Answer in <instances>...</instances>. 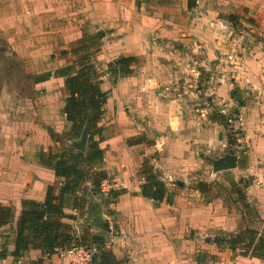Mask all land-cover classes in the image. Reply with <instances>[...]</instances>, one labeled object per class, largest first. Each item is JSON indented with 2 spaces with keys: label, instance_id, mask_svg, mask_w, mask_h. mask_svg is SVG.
<instances>
[{
  "label": "crops",
  "instance_id": "obj_1",
  "mask_svg": "<svg viewBox=\"0 0 264 264\" xmlns=\"http://www.w3.org/2000/svg\"><path fill=\"white\" fill-rule=\"evenodd\" d=\"M32 1L29 8L40 14L36 33L31 37L26 34L22 44L12 43V48L18 54L32 56L30 63L38 75L35 79L51 75L46 81L35 82L36 89L44 91L40 98L58 92L61 100L53 104L51 115L42 100L23 108L25 113L12 126L7 116L0 120L4 126L0 134V205L12 207L14 212V222L0 228V251L8 240L7 255L0 264H38L41 259L42 264H69L57 254L45 257L35 249L18 258L11 256L21 202H43L47 188L58 187L63 181L38 161V153L51 146L44 127L60 133L67 125L62 114L64 79L55 71L65 67L68 58L50 56L61 51V39L65 43L81 39L80 25L84 23L79 19L78 0ZM59 9L74 14L72 20L80 24L71 30L53 29ZM190 9L196 13L192 30L197 38L173 41L185 45L194 42L203 55L200 67L208 64L214 70L200 79V89L171 86L184 77H180L183 70L193 68L195 62L189 52L177 51L171 45L168 54L158 55L157 51L164 52L169 43H153L135 26L120 28L115 34L109 31L108 37L115 38L107 41V47L115 42L119 48L108 55L104 49L107 63L132 56L142 64L132 76L119 79L114 86L105 79L102 83L108 96L98 123L102 129L99 147L103 151L98 169L107 175L102 184L104 202L99 201L104 209L101 215L107 229L106 246L121 264H264L242 254V246L231 249L218 244V240L246 228L258 231L259 237L264 228V188L260 186L264 180V0H196ZM221 15L224 20L219 19ZM229 16L234 18L231 23ZM219 20L232 26L227 40L217 38ZM220 50L229 52L228 60L220 58ZM222 62L227 64L223 67ZM233 91L244 101L238 109L242 136L238 146L233 147L237 150L236 168L214 173V162L229 154L222 126L210 118L203 97H210L209 101L228 116L235 107ZM144 162L154 168L167 194H171L172 203L166 199L158 203L139 195L145 182ZM228 173L234 183L246 182V200L260 222L244 216L236 196L224 190L226 185L213 186ZM199 183L207 185L203 192L198 190ZM85 187L91 188L89 183ZM113 193L118 195L114 197ZM67 213L75 215L76 220L62 222L74 228L87 215L86 209Z\"/></svg>",
  "mask_w": 264,
  "mask_h": 264
},
{
  "label": "trees",
  "instance_id": "obj_2",
  "mask_svg": "<svg viewBox=\"0 0 264 264\" xmlns=\"http://www.w3.org/2000/svg\"><path fill=\"white\" fill-rule=\"evenodd\" d=\"M191 1H188L189 9L193 6ZM228 19L230 23L234 20L232 16ZM82 38L75 41L69 50L60 52L62 57L70 56L72 64L55 71V75L64 79L66 95L62 114L70 128L64 134L55 133L50 129H47V133L55 142L78 141L86 123H89L86 150L82 152L76 150L73 145L69 147L64 145L60 152L38 153L39 163L51 168L54 175L63 181L58 187L47 188L43 202L31 200L21 202V211L14 229V250L11 253L14 258L22 256L29 249L40 250L43 256H51L68 248L74 239V227L62 221L66 219L73 222L76 217L66 214V210L78 213L86 209L85 222L89 221V225L100 230L101 233L106 229L99 215V209L100 202H104L101 184L107 179V175L98 169L103 159V151L99 147L102 129L98 123L102 118L108 96V92L102 90V75L96 65V57L101 51L102 37L97 33L88 39ZM138 65L139 59L132 56L119 57L108 62L106 74L111 79L112 86L116 85L119 79L132 76ZM50 76L49 73L44 74L35 82L46 81ZM231 95L237 106L232 114L238 117V109L244 105V101L240 94L234 91ZM210 118L230 132L231 118L220 112L211 114ZM236 133L242 136V132ZM240 137L235 138L230 133L224 137L227 144L226 153L236 154L237 150H233V147L238 146ZM142 174L145 182L140 186L141 197L158 203L166 199L169 204L172 203L171 194H167L164 183L148 162H144ZM86 183L91 186L89 190L85 187ZM197 186L198 190L203 192L207 185L199 183ZM244 187H247L246 182L240 180L238 183H233L231 192L236 196V202L239 203L244 216L254 222H260L257 212L246 200ZM117 195L118 193H113L114 197ZM94 198L96 199L93 200ZM94 214L97 218L93 221ZM13 222L12 207L0 205V228ZM101 235L90 234L91 238L87 240L80 231V243L87 248L96 249L91 264H121L107 248L104 235ZM218 244H226L231 249L242 246V254L264 261V228L259 237L258 231L246 228L237 235L218 240ZM6 255L5 250H1L0 260ZM37 263L40 264V261Z\"/></svg>",
  "mask_w": 264,
  "mask_h": 264
},
{
  "label": "rangeland",
  "instance_id": "obj_3",
  "mask_svg": "<svg viewBox=\"0 0 264 264\" xmlns=\"http://www.w3.org/2000/svg\"><path fill=\"white\" fill-rule=\"evenodd\" d=\"M36 1V0H34ZM107 1V2H106ZM104 5V0H78L77 10L79 11V19L84 21L81 26L80 31L82 32V39H88L90 36L99 33L101 35V51L96 57V65L97 69L102 75V81L109 82L111 84V79L106 76V64L108 61V57L104 56V49L109 54H114L117 52L119 47H116L115 42L110 43V47H107V41L111 38H115V35L108 37L110 33L115 34L120 28H128L129 26H135L136 28L142 30L143 36L145 39L152 41L153 43L159 44L161 42H168L167 50L164 52H158V55L168 54L171 45L174 46V49L177 51L183 50L189 52L190 56L194 60L195 64L193 68L188 69L180 75L182 77L178 80L174 81V87H185L186 85L193 86L192 88H202L200 84V79L206 78V76H210L213 73V69L206 64V66L201 65V61H203V55L197 50L195 43L190 42V44L185 45V43H181L179 41H173L174 38L178 40L184 39H193L195 40L197 36L195 35L192 29L193 19L196 17V13L194 10L189 9L188 1L189 0H106ZM195 1L192 0L191 3L193 7L195 6ZM33 2L32 0H0V120L3 119V116H7L9 118V122L12 121L10 126L13 125V122L18 121L21 115L25 112L22 111L23 108L29 106L30 104L39 103L43 99L40 98L42 90L36 89L35 78L36 71L34 70V66L30 63L32 61V56L27 53L18 54L13 48L12 43L22 44L23 39L28 34L30 37L32 34L36 33L37 22L39 13L36 12L35 9L29 8V3ZM115 4H119L117 7ZM85 9V10H83ZM57 13V12H55ZM74 14L68 12V10H58V15L55 14L53 21L54 22L52 28L64 30L65 27L68 30L73 28L79 24L72 20ZM229 18V17H228ZM219 19L224 20V16H219ZM220 21V20H219ZM218 22H216L218 32L217 38H221V41L227 40V37L230 36V31L232 30V26L230 31L220 30ZM223 22V21H220ZM76 23V24H75ZM46 30L50 29L49 27H45ZM111 30V31H110ZM113 30L115 32H113ZM110 31V33H109ZM232 37V35H231ZM48 38H45V40ZM216 40V37H215ZM218 41V40H217ZM74 42L65 43L64 39H61V51L69 50L72 47ZM224 43V42H223ZM107 47V49H106ZM28 48V47H27ZM65 48V49H64ZM26 50V48H25ZM60 51V52H61ZM60 52L55 55H51L50 58L54 57H62ZM219 52V51H218ZM225 50H220V58L226 60L228 57V53ZM153 53V52H152ZM68 58V63L66 66L72 64V59L70 56H65ZM64 57V58H65ZM228 60V59H227ZM217 63V62H216ZM139 64L140 63L139 60ZM227 63L222 62V66L224 67ZM215 77V75H213ZM185 77H187L186 80ZM206 86V85H204ZM55 87V85H54ZM54 95L53 97H45L42 103H45L49 106L50 115L54 111L52 109L53 104H57L61 100L60 94ZM65 92L61 95L65 100ZM54 98V99H53ZM203 102L208 107L211 114H215V112H220V109H217L211 101H209L210 97H203ZM235 107L227 113L228 117L231 118V128L230 132H227L222 127V136H226L227 134L234 135L235 138L240 137V135L236 132H241L240 130V121L239 114L238 117L233 116L232 112L236 109ZM48 114V115H49ZM66 122V121H65ZM4 126L0 125V134L2 133ZM69 124L67 123L66 127L62 132L58 134H64L69 130ZM47 129L52 130V128L44 127V131ZM56 133V132H55ZM0 138H3L0 136ZM38 142H40V137H36ZM240 139V138H239ZM51 141V146L46 151H51L53 153L60 152L63 150V146L66 147L72 146V144L76 141H62L55 142ZM61 141V140H60ZM245 148V147H244ZM246 150V149H245ZM233 176L231 173H228L225 177L221 179V183L213 184V186H224L226 185L224 190L228 192V190L232 191V186L234 181H232ZM104 182H102L103 184ZM102 184H101V192H102ZM262 188V187H261ZM264 188V187H263ZM103 194V193H102ZM104 195V194H103ZM71 210H66L67 212ZM96 211V210H95ZM104 213V209H99V215ZM71 215V214H70ZM97 218V215H93V221ZM90 222H82L78 223V231H82L83 235L87 240H89L90 234H98L104 235V232L101 233L100 230L96 229L93 226L89 225ZM101 235V236H102ZM8 243V240H5V243L2 244V251L5 250V246ZM40 264L43 263V260H39Z\"/></svg>",
  "mask_w": 264,
  "mask_h": 264
},
{
  "label": "built area",
  "instance_id": "obj_4",
  "mask_svg": "<svg viewBox=\"0 0 264 264\" xmlns=\"http://www.w3.org/2000/svg\"><path fill=\"white\" fill-rule=\"evenodd\" d=\"M218 25L220 30L228 31L231 29V24L227 22H219ZM239 121L241 122L240 118ZM167 181L170 182L172 180L169 177L167 178ZM260 186L264 187V180L260 183ZM102 193L104 194V190H102ZM95 253V248H87L80 243V233L77 228H74V239L72 244L68 248L58 251L56 254L60 257L66 258L69 264H91L92 257ZM45 257L49 256L46 255Z\"/></svg>",
  "mask_w": 264,
  "mask_h": 264
},
{
  "label": "water",
  "instance_id": "obj_5",
  "mask_svg": "<svg viewBox=\"0 0 264 264\" xmlns=\"http://www.w3.org/2000/svg\"><path fill=\"white\" fill-rule=\"evenodd\" d=\"M88 127L89 123H86L85 127L83 128L80 138L78 141L74 142L72 145L73 147L78 150V151H85L86 150V145H87V140H88ZM236 168V157L234 155H226L222 158H219L214 162L212 165V169L214 173L226 171V170H231ZM87 217V215H85ZM102 218V215H101ZM86 219L83 220L85 222ZM103 220V218H102ZM104 222V220H103ZM80 223H82V219L80 220ZM104 225L106 227V223L104 222ZM107 230V229H105Z\"/></svg>",
  "mask_w": 264,
  "mask_h": 264
}]
</instances>
